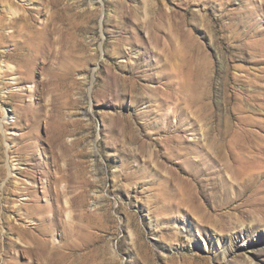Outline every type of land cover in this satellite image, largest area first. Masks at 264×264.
Here are the masks:
<instances>
[{
  "label": "rangeland",
  "instance_id": "obj_1",
  "mask_svg": "<svg viewBox=\"0 0 264 264\" xmlns=\"http://www.w3.org/2000/svg\"><path fill=\"white\" fill-rule=\"evenodd\" d=\"M56 1L0 45V264L46 217L55 264H264V0Z\"/></svg>",
  "mask_w": 264,
  "mask_h": 264
},
{
  "label": "bare ground",
  "instance_id": "obj_2",
  "mask_svg": "<svg viewBox=\"0 0 264 264\" xmlns=\"http://www.w3.org/2000/svg\"><path fill=\"white\" fill-rule=\"evenodd\" d=\"M0 3L2 5L1 7H7V10H6L7 12L4 11L3 9L0 11V45L5 44L6 39L7 40L9 39L10 41H12V43L14 45V48H13L14 51L13 52H10V54H8L6 52H1L2 56L11 57L15 53L28 55L27 52L22 51V48L25 49V47H23L24 46L23 44H29V46H30V44H39L38 45L39 48L38 49L36 48L37 52H36V54H34V60H35V57H37V55H39V54H42L43 59L46 60L48 58V55L50 54L49 52L52 51V50L50 51V47H51L50 44H55V43H60V42L62 43L66 40L63 38L61 39L60 36L58 37L59 39L53 38V37H55V36H53V34L61 28V26L60 27L57 26L58 22L60 24H62V26L65 24V21H67L66 23L71 24V22H69L70 19L66 16V14L61 12L60 10H58L56 8V4H57L56 0H44L43 1L42 6L44 8L50 7V13H48V16L46 17V22H44L41 27L34 25V22H33L36 19L34 12L39 13L42 10L41 7L37 6V4H39L40 2L37 3L35 1L30 6H28V5H17V7L14 6L15 8H13V1L0 0ZM16 12H18V14ZM15 13H16V15H15ZM6 15H11V17H8V23L6 22V18H7ZM8 25L10 26V28L12 27V30L10 31V33L6 34L4 30H5V28H7ZM66 38H67V36H66ZM30 48H31V46H30ZM52 55H53V53H52ZM26 57L24 56V58H23V56H22L23 59H27ZM31 60H33V58H31ZM41 61H43V60L41 59ZM7 68L11 69V67H8V66H7ZM22 70L23 69H21V71L19 70V73L23 72ZM16 71H15V73H17ZM19 77H21V73H20ZM54 156L56 159L59 158V156L57 154H55ZM60 169H61L62 173H64L66 171L64 168H60ZM22 172H25V171L24 170L19 171L20 174ZM18 182H20V181H18ZM57 182H58V180H54V178L52 180V175L49 174V179L47 180V183H49V185H54V189H53L54 202H51V205L48 206V209H50L51 211H53V209H56L53 206H56L55 202H59L60 197H61V191L58 189ZM24 188L26 189V193L29 196V197L27 196L28 197L27 200L31 201V203H29V204L27 203L25 207L27 208V207L34 206V207H37L36 209H38V206L36 204L37 203V197H35V195H34V193H35L34 187L32 185H27ZM30 196H34L35 198L32 199V198H30ZM71 202L73 203L72 200H71ZM31 215H32V213H31ZM41 220L43 222H41L40 224H42V223L44 224L47 221V223H49V226H48V228H47V226L43 227V228L40 227L39 228L40 232H38V234L33 233V232H31V234H27V237L30 240V244H32L28 248V250L32 251V254L35 255L36 259L43 258V261L45 260V262L47 264H55V259L53 258L55 251L53 250V247H50L47 245V241L42 237L43 235H46L48 233V231H49L48 229L51 228L50 227L51 223L47 219V217L41 218ZM52 221H53V219H52Z\"/></svg>",
  "mask_w": 264,
  "mask_h": 264
}]
</instances>
